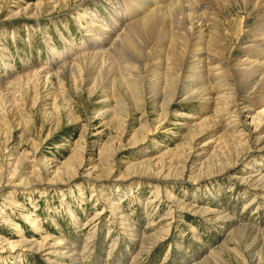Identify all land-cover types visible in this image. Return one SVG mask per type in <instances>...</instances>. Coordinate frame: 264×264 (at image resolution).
I'll return each mask as SVG.
<instances>
[{"label":"rangeland","instance_id":"obj_1","mask_svg":"<svg viewBox=\"0 0 264 264\" xmlns=\"http://www.w3.org/2000/svg\"><path fill=\"white\" fill-rule=\"evenodd\" d=\"M49 2L0 0V264H264V183L254 181L264 175V140L254 135L251 120L243 114L246 127L240 130L250 134L225 163L222 150L216 156L217 141L237 140L225 135L229 123L218 121L215 109L184 101L183 89L171 110L159 107L150 87L161 69L155 63L162 61L153 33L140 40L151 49L139 58L149 66L140 86L111 79L92 91L91 76L77 90L70 70L48 72L51 63L62 61L53 50L63 56L65 48L86 49L83 40L93 39L86 33L91 21L87 16L78 23L79 13L86 9L106 21L121 2L66 0L55 11ZM230 3L236 15L231 19L247 15ZM32 4L43 5L40 17L24 12ZM248 14L254 26L257 14L252 9ZM38 71L45 72L43 82L49 79L39 94L32 78ZM37 96L43 106L34 105ZM249 102L239 99L243 112ZM206 118L218 125L198 135L195 127ZM195 133L188 161L182 150ZM113 143L123 145L115 159L99 156ZM145 160L163 173L132 169ZM66 164L85 168L69 181L64 170L54 178ZM114 164V173L105 172L100 180L87 176ZM126 174L130 178L120 180ZM116 203L120 211L113 213ZM240 226L243 237L242 229L236 231ZM24 238L48 247L31 250L18 243Z\"/></svg>","mask_w":264,"mask_h":264},{"label":"bare ground","instance_id":"obj_2","mask_svg":"<svg viewBox=\"0 0 264 264\" xmlns=\"http://www.w3.org/2000/svg\"><path fill=\"white\" fill-rule=\"evenodd\" d=\"M49 1L51 2L49 7L55 11L60 7L59 5L65 4L66 0ZM232 1L236 3L235 6L240 15H247L241 19L237 17V19H231L230 16L232 17L234 14L228 9L227 5ZM119 2H121L120 5L113 10L114 14H109L106 21L92 13L88 15L86 9L80 12L78 23H81L82 19L88 16L91 25H89L90 28L86 33L91 34V36H87L91 38L93 36V39L90 41L83 40L82 46H85L86 49L82 47L75 48L74 46L70 49L67 48V50L65 48L63 56L56 53V49L53 50L54 55L62 61L59 63L56 60L53 64L51 63L48 72H53L55 69L56 71L70 70L74 75V79H76L75 83L79 91L85 87L86 81H89L91 76L93 79L92 91L96 89L98 84L108 86L111 79H118L132 86H140V82H145L149 66H143L139 58L151 52L150 45L144 46V40L142 42L140 40L144 36L153 33L157 38L155 41L158 43L155 52L162 55V61L155 63L156 66L161 68L158 81L149 84L155 93V100L160 103L159 107L171 110L172 105L178 100L179 93L183 89L181 92L184 101L199 100L202 104L206 103L209 107L215 109L216 119L220 121L224 118L229 123L225 125V135L237 140L234 144L226 139L217 141L216 156L221 155L218 149L222 150V155H224L222 159L225 163L230 162L225 156L231 153L233 149L243 148L241 146H244V144L241 141L247 140L248 138L245 137L250 134L245 129L240 130V126L246 127L243 126L246 124V121H243V114H246L247 120H251L254 135L264 140V136H259L264 134V108L260 112L256 111L264 107V0H119ZM42 4H32L24 12H33V17L38 18L41 14L40 11L43 10ZM236 8L234 7V10ZM251 9L257 14L258 18L255 21L256 23L254 22V26H249L252 19L249 18L251 15L248 12ZM96 25H100L102 28H98ZM221 30L222 33H220ZM153 43L155 44V42ZM151 46L153 47V45ZM129 53L131 56L137 55L138 59L128 57L127 54ZM154 55L149 54V57L153 59ZM67 56L72 58L66 59ZM93 66L95 67L93 68ZM91 67L95 70H93L94 74H91ZM44 73L38 71L32 77L36 80L35 89L38 90L36 92L38 94L49 80L43 82L41 75ZM52 75L58 76L59 74L53 73ZM89 94L93 96L92 92H89ZM243 97L250 99L244 112L240 109L243 106L240 107L239 104V99ZM43 100L42 98V101H40L38 96L35 97L34 105L37 104L36 107L39 104L43 106ZM66 108L68 109L69 106L67 105ZM46 113L49 116L57 114L51 110H47ZM217 120L216 123L212 118H206L202 121L195 127V130L200 131L198 135L206 133L208 130L214 132L215 129L212 128L217 127ZM198 135L196 133L192 134V142L187 147L184 146L183 150L179 149L183 151V155L188 154V161L193 157L195 151L193 142L198 138ZM122 147L123 145L113 143L112 146L104 147L99 156L103 154L114 158ZM238 161L239 159H237ZM42 164L44 162L40 160L39 165L42 166ZM67 165L70 164H66L63 169L56 170V177L54 178H61V175H63L62 170H64V177L69 181L77 177V174H80V171L85 168V166H82L75 169L71 166L66 167ZM204 165L202 166L204 167ZM115 167L116 164L109 166L106 170H99L101 171L99 175L97 167L94 170L87 171V176L100 180L105 172L106 174L114 173L113 168L115 169ZM137 168L140 172H147L146 174L150 176H160L163 173V167H161V171L156 173V165L154 166L152 161L145 160L132 169L136 170ZM226 169H220V171ZM17 172L14 175H17ZM48 172L47 169V174ZM130 172V169L126 171V173ZM123 176L120 180L125 181L130 178V174ZM170 176L171 174L168 175V178ZM35 179L39 180V178ZM254 181L264 183V175ZM116 205L118 204L110 205L114 209L113 213L117 209L120 211V207L118 208ZM2 218L6 219L5 215ZM6 220L9 222L8 218ZM32 224L35 225L34 220ZM241 229L243 232L240 233V236L243 237L245 229L242 226L238 227L236 231ZM24 240L25 238L18 243L27 244L31 250L42 251L48 247V244L45 243H29ZM2 243L0 242V245ZM58 246L51 245L49 247L56 248Z\"/></svg>","mask_w":264,"mask_h":264}]
</instances>
